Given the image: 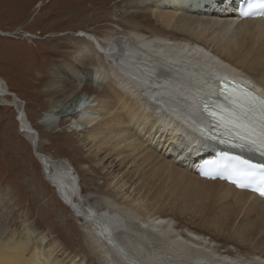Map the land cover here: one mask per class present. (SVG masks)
I'll return each instance as SVG.
<instances>
[{
    "label": "bare ground",
    "instance_id": "6f19581e",
    "mask_svg": "<svg viewBox=\"0 0 264 264\" xmlns=\"http://www.w3.org/2000/svg\"><path fill=\"white\" fill-rule=\"evenodd\" d=\"M198 1L136 0L137 9L120 18L127 29L122 38L116 29L101 41L80 31L64 60L43 69V76L36 74L40 81L47 78L39 88L46 108L40 123L47 135L66 122H71L68 131L87 130L78 143L95 172L82 170L104 207L99 213L91 207L84 211L69 201L79 176L70 163L42 155L45 177L64 197L62 203L85 220L79 229L83 255L67 252L62 241H51L26 223L19 234L0 232V264H264V200L200 178L193 168L214 156V147L201 139L205 128L196 99L207 97L215 81L227 77L253 85L264 96V18H238L242 0ZM42 6L39 1L35 8ZM149 16L162 26L159 31L145 24ZM152 75L161 82L149 79ZM8 88L0 77V99H11L22 132L32 144L37 138V145L38 131ZM90 88L91 94H83ZM100 171L102 186L96 179ZM160 183L171 194L187 189L211 201L209 210L225 220L241 216L238 235L227 237L235 250L178 228L165 213L170 207L153 203L149 195L162 190L155 186Z\"/></svg>",
    "mask_w": 264,
    "mask_h": 264
},
{
    "label": "rangeland",
    "instance_id": "374dc122",
    "mask_svg": "<svg viewBox=\"0 0 264 264\" xmlns=\"http://www.w3.org/2000/svg\"><path fill=\"white\" fill-rule=\"evenodd\" d=\"M39 1L43 6L36 9L35 5ZM45 1L0 0V77L7 83L8 89L21 99L32 126L40 136L34 148L30 136L22 132L24 129L17 121V109L10 104L11 99H0V232L7 229L19 234L23 225L29 223L34 230L47 236L49 240L62 241L67 252L77 251L83 255L80 251L83 238H80L79 229L85 220L81 222L74 212L62 203L57 190L45 177L44 168L37 155H43L57 163H70L79 176L76 196L77 193H82L83 202L80 206H91L99 213L104 205L96 193L95 186L86 181L88 173L84 174L82 170L84 168V171L88 169L89 173L95 172L91 167L93 163L84 160L85 149L82 150L78 143L87 130L77 133L74 130L68 131L71 122H66L52 126L51 135H47L49 131L40 123V117L44 115L46 108L39 95L41 83L47 78L40 81L36 79V74L43 76V69L64 60L73 47L72 38L80 35V31L101 41L106 34H112L111 30L116 29L120 34L118 37L122 38L127 29L121 24L120 18L134 8L137 9L136 0ZM108 14L114 17L110 19ZM140 19L143 20L142 17ZM149 19L145 24L150 28L155 27L157 29H153L158 30L162 27L152 17L149 16ZM14 31H20V34L24 31L35 37L32 40L10 37V33ZM32 70L36 73L33 74ZM87 90L84 89L82 93L93 92L92 88ZM72 143L74 145L70 146ZM78 149L79 151H75ZM176 155L177 153L173 155L174 159ZM179 164L182 165L181 162ZM104 177V171L96 175L101 186ZM155 186L162 190L149 192L153 203L170 207L165 213L173 219L178 228L189 229L204 235L207 240L210 238L217 245H227L230 250L234 249L235 244L227 237L231 234L238 235L241 216L237 220H225L220 213L209 210L214 205L211 201L199 200L191 196L187 189L171 194L164 183ZM175 207L179 211L175 210ZM72 215L74 219L71 218ZM224 223L228 227L225 230ZM253 227L248 225V228ZM259 232L257 235L263 234ZM117 239L118 242L122 241L120 237ZM262 241L264 242V237ZM91 260L93 262L92 258Z\"/></svg>",
    "mask_w": 264,
    "mask_h": 264
},
{
    "label": "snow or ice",
    "instance_id": "6c2138e0",
    "mask_svg": "<svg viewBox=\"0 0 264 264\" xmlns=\"http://www.w3.org/2000/svg\"><path fill=\"white\" fill-rule=\"evenodd\" d=\"M247 14V12H242V15ZM253 113H259V115L253 117ZM227 119L231 125L229 131L234 136L241 140H247L249 143L257 144L261 153L264 154V99L250 95L247 104L244 106V115L242 117L229 115ZM255 167L260 170V175H257L255 170L236 173L239 178L238 186L244 187L249 183H256L260 186V195L264 196V165ZM256 190L253 188V191Z\"/></svg>",
    "mask_w": 264,
    "mask_h": 264
},
{
    "label": "built area",
    "instance_id": "2783aa9c",
    "mask_svg": "<svg viewBox=\"0 0 264 264\" xmlns=\"http://www.w3.org/2000/svg\"><path fill=\"white\" fill-rule=\"evenodd\" d=\"M20 31H14V32H11L10 33V37H24V39H29V37H35V35H30V34H28V33H25L24 31H22V33L20 34L19 33ZM24 35H26V36H24Z\"/></svg>",
    "mask_w": 264,
    "mask_h": 264
},
{
    "label": "water",
    "instance_id": "95a60500",
    "mask_svg": "<svg viewBox=\"0 0 264 264\" xmlns=\"http://www.w3.org/2000/svg\"><path fill=\"white\" fill-rule=\"evenodd\" d=\"M36 137V136H35ZM36 142V138H35V140H34V143ZM34 148H35V144H34Z\"/></svg>",
    "mask_w": 264,
    "mask_h": 264
}]
</instances>
